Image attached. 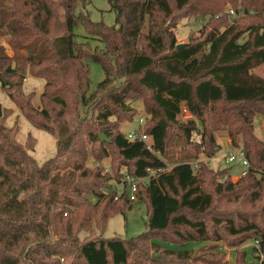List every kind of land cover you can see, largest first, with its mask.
Wrapping results in <instances>:
<instances>
[{
	"label": "trees",
	"instance_id": "trees-1",
	"mask_svg": "<svg viewBox=\"0 0 264 264\" xmlns=\"http://www.w3.org/2000/svg\"><path fill=\"white\" fill-rule=\"evenodd\" d=\"M108 3L114 26L91 20V0H0V34L15 52H0V90L56 138L55 155L40 166L36 139L20 143L18 126L4 125L12 110L0 109V264H228L221 245L235 250L233 264H249L241 250L249 241L264 264V138L255 133L264 78L254 72L264 65V0ZM239 8L252 14L230 23L229 10ZM206 16L213 18L201 36L178 48L179 20ZM76 22L104 49L75 42ZM86 61L105 73L92 93ZM27 75L45 81L38 105L24 91ZM133 102L143 103L144 119L131 133L149 136L152 149L120 129L138 114ZM183 107L193 120H179ZM217 133L245 152V175L233 180L230 168L202 161L167 169L162 157L174 136L196 160L215 156ZM90 158L109 159L110 170L89 167ZM127 175L139 180L146 232L107 239L108 221L135 202L126 184L118 192ZM193 242L203 245L184 248Z\"/></svg>",
	"mask_w": 264,
	"mask_h": 264
},
{
	"label": "rangeland",
	"instance_id": "rangeland-1",
	"mask_svg": "<svg viewBox=\"0 0 264 264\" xmlns=\"http://www.w3.org/2000/svg\"><path fill=\"white\" fill-rule=\"evenodd\" d=\"M227 8L228 6L225 10H227ZM82 10L83 9L78 6V11ZM87 11L90 14L91 20L95 22H103L107 26L115 25L116 16L115 13L111 10L108 0H91V4L87 7ZM248 13L252 14V11ZM248 13L242 8H239V12L236 11L235 14L230 17L229 22L234 23L240 18L245 19L247 18ZM216 16L220 17L221 15L219 14ZM262 17L264 20V14ZM212 18L213 16H206L205 18L200 19L195 17L180 19L178 24L176 25V28L174 29L178 45L186 44L193 38H199L202 34V31L205 29V25L209 23L210 19ZM74 34L75 42H89L91 45V49L94 51H100L104 49V44L99 41L97 37L89 35L85 31L84 27L78 22L74 24ZM8 38V36H3L0 34V52L2 50V52H4L3 54H5L6 56L14 57L15 52L9 45ZM86 64L90 70L89 93H92L97 89L99 84L105 80V73L102 67L93 61H86ZM254 72L264 78V65L256 69ZM44 83L45 81L43 79H36L27 75L23 84L24 91L26 93L34 94V103L37 105L39 104V96L42 93ZM118 84L119 81H117L114 85L117 86ZM131 106L137 108L138 114L135 116L132 122L121 123L120 129L126 135L131 132H137L139 130L140 122L142 123L141 119H144L143 103L133 102ZM0 109L12 110V114L5 119L4 125L7 127H12L14 125L18 126L19 130L17 133V139L20 143L25 144L27 138L30 135L36 139V144L34 150L31 151V154L40 166L55 155L56 138L48 132L33 126L30 121L21 113V110L15 105V103L8 97L4 90H0ZM179 120L181 122L193 120L192 116L187 112L185 107H183V111L179 116ZM255 133L259 138H264V118L261 116H258L255 120ZM216 141L219 144V152H217L213 158H208L205 155L201 154L196 160H188V156H191V154L195 151H193V148H184L180 140L174 136L171 139L169 146L167 147V156L162 158L165 161L168 170H171L174 165L180 163L183 160L191 162L193 163V165L201 161L206 162L208 166L214 169H223L225 167H228L230 168V172H233V180H237L239 173L234 171L239 166H230V164L226 162V157L228 156V152L231 149L229 139L224 133H217ZM87 165L91 168L97 165H101L103 168H106V171L110 170L109 159H106L101 163H97L92 158H90ZM117 187L118 192L120 193L122 191V186L119 185ZM93 201L95 202V199H93ZM147 221L148 217L145 203L136 200L134 202L133 208L127 211L125 215L118 214L108 221L106 229L103 233V237L107 239L118 237L124 240L138 237L146 232ZM85 236H87V233H82L80 235L81 238H84ZM159 243L172 249L181 248L180 246L173 245L168 242L159 241ZM202 245L203 244L200 242H193L188 243L186 246H184V248L197 249ZM256 247L257 243L254 241H249L241 247V250H246L248 253L247 260L249 264H258L257 260L255 259V253L253 251V249ZM221 249L226 251L227 253L225 261L228 262V264H233L236 257L235 250L227 248V246L225 245H221Z\"/></svg>",
	"mask_w": 264,
	"mask_h": 264
},
{
	"label": "built area",
	"instance_id": "built-area-1",
	"mask_svg": "<svg viewBox=\"0 0 264 264\" xmlns=\"http://www.w3.org/2000/svg\"><path fill=\"white\" fill-rule=\"evenodd\" d=\"M229 14H230V17H232L235 14V12L233 10H229ZM128 138L130 140L139 139V140H141L147 144L148 149H152L151 139L149 136H147L144 133H141V134L130 133L128 135ZM218 152H219V150H218ZM226 162L228 164H230V166H236V165L239 166L234 171V172L239 173L238 178L245 175L248 172L249 167H250L249 161L245 155V152L242 149H232L231 148L228 152V156L226 157ZM237 162H239V163H237ZM150 173H151V175L154 174L153 171H150ZM230 174L232 176L233 172L231 171ZM227 177L228 176L221 177L219 179V182H224V180H226ZM124 184H126L127 193H128L130 200L136 201L137 200L136 194L138 191L139 180L135 177L127 175L124 177L123 183L120 185L123 187ZM117 198L118 197H116V199Z\"/></svg>",
	"mask_w": 264,
	"mask_h": 264
},
{
	"label": "water",
	"instance_id": "water-1",
	"mask_svg": "<svg viewBox=\"0 0 264 264\" xmlns=\"http://www.w3.org/2000/svg\"><path fill=\"white\" fill-rule=\"evenodd\" d=\"M184 44L178 45V48H181ZM102 142H110L104 135L100 136Z\"/></svg>",
	"mask_w": 264,
	"mask_h": 264
}]
</instances>
